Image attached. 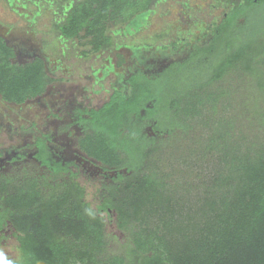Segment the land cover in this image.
<instances>
[{
    "label": "trees",
    "instance_id": "trees-1",
    "mask_svg": "<svg viewBox=\"0 0 264 264\" xmlns=\"http://www.w3.org/2000/svg\"><path fill=\"white\" fill-rule=\"evenodd\" d=\"M60 1L49 0L61 11L59 38L102 52L114 45L112 27L143 22L162 0ZM221 3L204 45L197 38L184 58L162 53L172 58L162 70L130 71L127 91L84 110L92 130L81 147L117 170L94 204L55 165L39 177L0 178V225H13L18 251L4 264H264V28L247 27L264 0ZM189 45L178 38L160 50ZM15 55L0 35V98L22 104L56 78L46 57ZM239 94L243 115L229 112ZM241 124L257 125V135ZM106 220L126 233L125 253L110 251Z\"/></svg>",
    "mask_w": 264,
    "mask_h": 264
},
{
    "label": "rangeland",
    "instance_id": "rangeland-1",
    "mask_svg": "<svg viewBox=\"0 0 264 264\" xmlns=\"http://www.w3.org/2000/svg\"><path fill=\"white\" fill-rule=\"evenodd\" d=\"M222 1L226 3V0ZM221 6V0L159 1L143 22L133 20L127 27L126 24L112 27L115 31L114 45L110 49L91 52L78 45L75 40L66 41L59 38L53 26V22L61 15L57 4L50 3L49 0H0V35L15 46L18 54L16 53L14 60L24 62L37 55L46 57V69L56 78L41 96L29 102L14 104L0 98V166L3 167L0 174L9 173L15 178H20L26 167L29 171L38 168L37 171L41 172L42 167L30 159L29 155L24 154L27 152V149L23 148L27 147L24 142L31 139H25L28 131H32L34 136L40 133L48 134L47 143L52 147L53 154L56 152L54 148H57L60 142L66 146L70 142L72 148L76 147L74 143L81 134L82 127L74 112L75 107L98 105L107 96V92L100 91V88H109L108 83L112 79L108 78L112 75L109 72L102 84L98 85L92 76V69L108 65L114 68L115 73L124 72V76L130 71H151V64L159 65L162 58L166 57L160 50L162 45H168L178 38L194 39L200 35L202 23H208L222 13ZM240 23H243V20H240ZM247 27L250 28V35L255 29L264 28V8L251 12ZM84 52L101 54L94 58H85L84 54L80 55ZM59 53L65 54L61 56ZM116 53L124 58V63L120 66L117 65L119 57ZM183 54L188 55L179 53L180 58H184ZM139 62H145L147 65ZM256 80L254 78L248 86L255 89ZM239 96L242 94L232 99V109L229 112L243 115L247 112L241 109V104L238 105ZM239 128L247 136L258 133L257 125L254 124H241ZM23 133L26 135L23 136ZM259 137H262V134ZM184 142L186 139L179 141L182 145H185ZM58 148L63 149V146ZM64 151L58 153V157L64 155ZM20 152L22 161L8 164L15 159L14 155ZM69 168L72 171L77 170L73 165ZM79 173L77 179L85 187V198L94 204L99 196V180L87 166H80ZM106 233L110 239V251L125 253L129 244L127 235L116 227L115 221H107ZM0 253L10 259L17 258V239L11 236L10 231L7 232L6 241L0 244Z\"/></svg>",
    "mask_w": 264,
    "mask_h": 264
},
{
    "label": "flooded vegetation",
    "instance_id": "flooded-vegetation-1",
    "mask_svg": "<svg viewBox=\"0 0 264 264\" xmlns=\"http://www.w3.org/2000/svg\"><path fill=\"white\" fill-rule=\"evenodd\" d=\"M215 20V19H214ZM209 24V22L207 23ZM206 23H202V27L200 30V35H198L197 37H194V39H189V38H184L186 40L189 41L190 45L188 47H185L184 49H174L171 48L170 50H162V53H177L174 55V57H180V55L178 53H191L192 50V45H194V43H196L195 41L198 38V42L200 45H204L206 40L210 39L209 36L212 33L211 28H207L208 26H205ZM8 43V42H7ZM9 44V43H8ZM11 45V44H10ZM15 52L17 53V50L15 48L14 45H11ZM18 54V53H17ZM101 53H94V54H89V56H93V58L96 56H99ZM81 56L82 53L80 54ZM85 58H87V54H84ZM184 55V54H183ZM35 57V56H34ZM172 58L169 56H166L165 58H162V62L158 65V64H154V68L151 71H160L162 70L164 67H166L168 65V63H171ZM143 65H147L145 62H139ZM151 64V63H150ZM134 71V70H133ZM111 72L112 75L110 77H108L109 79V83L108 86L109 88H100V91H104L105 93L107 92V96L102 99V101L98 104V105H88V107L83 108L82 106H77L75 107L74 112L76 113V117L78 120V123L80 124V126L82 127V131L81 134L78 136L77 141L74 143L76 147H71L72 143L69 142V144L64 145V143L62 144L60 142V144H57V148L55 147L54 149L56 150V152L53 154V150L52 147L50 145H48V134L45 133H40L38 136H34L32 131H28L27 135L25 133H23V136L26 137H30V140L25 141V145L27 147H23L25 149H27V152L24 154H27L30 156V159L32 158L33 161H35V163H37L40 167H42L41 172H38L37 169L35 171H33L32 169H28V167H26V169L24 168L21 174L20 178H16L18 180H23L26 176H40L45 174H48V171H51V168H53V165L57 166L58 168L62 169L64 172L67 173V177L68 175L74 176L76 179L79 177V168L80 166H87L88 170H90L93 175H96L97 180H99V183H101L102 181H108L110 179V177L116 175L117 170L116 169H109V166L95 158H93L92 156H90L80 145V141L81 139L84 137V135L86 133H88L89 131L92 130V125L86 120H84V118H87L88 115L86 113H84L85 109H89V108H93V107H99L100 105H102L107 99L109 94L111 93V91L115 88H121L123 91H127L128 87H129V83L128 78L131 75V73L129 72L127 74V76H124L125 73H115L114 72V68L112 67H108L106 68V66H98L95 69H92V76H94L95 82L98 85L102 84V81L107 78L108 73ZM132 72V71H131ZM137 71H134L132 73H136ZM49 86V85H48ZM47 89V88H46ZM46 91V90H45ZM43 94V93H42ZM41 94V95H42ZM39 95V96H41ZM39 96L32 98V99H27L25 102H29L33 99L38 98ZM24 102V103H25ZM23 104V103H22ZM145 130L148 132V134L150 136H153L155 133L152 131V125H149L148 127L145 128ZM29 135V136H28ZM50 140V139H49ZM63 146V149H59L58 147ZM64 151V155H62L61 157H58V153L63 152ZM67 150V153H66ZM17 152V150H16ZM62 154V153H61ZM15 159L11 160L8 164L13 163V162H20L22 161V153L20 152V154H15L14 155ZM7 164V165H8ZM73 165L75 167H77V170H71L69 167ZM3 167L0 166V170ZM31 172V173H30ZM0 178L3 180H11V179H15V177L9 173L7 174H0ZM78 180V179H77ZM81 184V183H80ZM85 197H86V191H85ZM0 215H7L6 213V208L4 205V192L0 190ZM10 231L11 236H13V233L15 231V228L13 227V225H11V223L6 220V222L2 225H0V244H3L6 241V237H7V232ZM14 237V236H13ZM7 260H14V259H10L8 257H6L5 254L0 253V264H4L5 261Z\"/></svg>",
    "mask_w": 264,
    "mask_h": 264
},
{
    "label": "water",
    "instance_id": "water-1",
    "mask_svg": "<svg viewBox=\"0 0 264 264\" xmlns=\"http://www.w3.org/2000/svg\"><path fill=\"white\" fill-rule=\"evenodd\" d=\"M36 264H46V263L43 261H38V262H36Z\"/></svg>",
    "mask_w": 264,
    "mask_h": 264
}]
</instances>
